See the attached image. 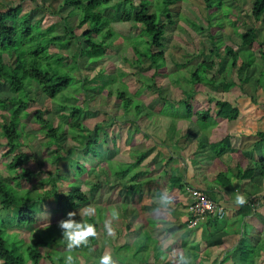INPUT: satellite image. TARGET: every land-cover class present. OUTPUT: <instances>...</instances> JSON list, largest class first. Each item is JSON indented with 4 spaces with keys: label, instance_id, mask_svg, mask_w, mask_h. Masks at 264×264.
Instances as JSON below:
<instances>
[{
    "label": "rangeland",
    "instance_id": "obj_1",
    "mask_svg": "<svg viewBox=\"0 0 264 264\" xmlns=\"http://www.w3.org/2000/svg\"><path fill=\"white\" fill-rule=\"evenodd\" d=\"M132 1L134 4L139 2V0ZM252 1L220 0L221 4L218 8L208 9L205 0H180L178 3L171 5L170 8L168 7L173 23L166 25L163 39L164 47L156 49L163 51L165 65V69L157 75L154 74L155 67L150 59L136 57L132 45L128 42L129 38L140 33V28L133 21L122 19L123 11L129 4L124 0H111L106 7H103L101 9L102 14L109 18L110 26L124 38L119 39L117 43L112 45L104 54V57H101L95 63H89L86 54L80 57L78 72H73L77 77L87 76L91 80V84H95L96 87L88 92L78 91L77 86L72 85L74 82L78 83L75 78L71 84L72 86L59 94L58 101L44 95L38 86L29 90L32 101L28 110L31 113L23 121L28 124L31 134L23 140L24 144L20 146V151L28 155L24 164L33 174L29 180L21 176H15L6 167L7 162L14 153L12 152L4 157L5 147L0 146V179L12 185H15L16 181L21 182L20 187H17L20 188L21 194L25 192L23 189L26 188L34 199L40 193L51 188L49 183L42 181L50 176L52 179L57 180L59 185L57 189L61 192L68 190L70 187L84 191L88 201L81 207L74 209L76 212L74 219L96 223L97 235L89 237V244L87 245L68 249L59 222L66 219L67 213L73 210H67L63 216L54 209L55 202L53 198L46 194L43 197L44 201L37 205V212L35 213L37 221L33 225L23 223L18 227L11 226L7 228V239L18 241L19 245H29L36 242L39 237H48V228H52L56 242L48 239L43 246H35L34 248L49 252L53 264L62 263L53 248L64 258L68 254L73 255L75 258L74 264H99V257L108 252L113 254L117 264H147V259H149L147 258L149 253L148 244L152 240L149 236H145L146 234L139 233L141 230L130 232L126 227L132 226V229L135 227L133 219L136 212L128 213L130 204L124 199L126 192L122 193L124 192L122 182H125L128 178H123L122 182L120 179L117 181L114 167L117 168L120 164L115 163L121 161L120 159L124 162L129 161L128 159L137 156V153L133 154V152L140 146L149 148L156 142L152 139L143 140V137L148 138L144 136L145 133L162 139L166 133L177 132V130L167 132L169 130L167 117L171 116L177 122L176 119L179 116L186 114V103L191 105L192 115H194V112L202 111L197 110V108L203 109L206 107H209L210 113L213 114L214 109H216L215 101L209 103L206 98L228 99L233 105L240 108L243 107L244 102L250 103V97L259 100L264 98L262 86L255 85L258 81L264 83V14L259 20L252 17ZM19 2L23 6V11L31 12L32 20H39L42 29H47L52 25V31L55 32L56 36L67 38L63 32L64 19H67V22L69 21V25L76 35L79 36L83 31L84 27H79L76 23L77 17L68 14L70 8L62 6V0H0V5L11 6ZM36 5H44L47 11H40ZM150 7L153 8L152 5ZM132 13H135V9H132ZM164 21L166 20L164 19ZM249 28L256 29L257 37L251 46L243 47L239 33ZM17 36L20 38L22 32L18 31ZM79 37L80 40L72 39L69 43L63 45H51L49 47L50 53L56 54L59 52L63 58H68L73 54L78 43L80 44L84 40L83 37ZM21 39L25 42L23 38ZM34 42H36L35 39L27 44ZM218 43L226 44L239 53L237 66L246 58H250L249 55L252 52L251 65L243 69L241 75L237 73L236 68L230 69L228 67V61L230 62L228 58H225L224 64L220 66L218 58L210 53V50H214L215 44ZM27 44L21 48L27 49ZM218 52L220 56L224 54L221 49ZM5 59L11 60L8 56H5ZM210 61H215V65L213 69L207 70V77L216 74V71L219 73L215 75L212 81L213 84H208L210 81L205 80L192 84L190 82L192 70L200 62ZM99 70L102 72L99 73ZM204 75V73H201L202 78H204ZM246 75L250 76L248 81H245ZM240 78H242L241 82ZM206 79L211 80V78ZM221 81L232 83V86L226 91L220 85ZM109 88L111 93L108 95ZM118 88L120 90L124 89L133 95L128 109L124 108V99L116 100L115 95ZM205 90L206 95L203 93ZM189 91L193 94L192 97L182 102L181 99H184L186 92ZM128 93L125 95L129 96ZM11 95L8 85L0 82V97ZM193 99L194 101H192ZM72 106L83 108L78 118L81 127L76 129V132L83 129L87 132L97 127V139L93 143V147L102 152L101 158H97L92 153H83L82 149L76 148L75 153H61L56 161H51L53 157L50 154L53 149L47 144L48 137L35 121L32 113L40 109L44 119L53 120L55 125L62 124L64 131L61 135V142H65L68 147L75 144L72 137L75 133L67 131V123L70 121L67 113ZM138 108L142 110L137 112ZM2 111L0 110V121L2 119L1 115L7 114L6 110ZM197 122L199 125L207 123L206 121ZM208 123H211L210 119ZM136 124L142 126L137 127ZM187 128H194V125L188 123ZM93 135L94 133L91 138H93ZM3 141L4 138L0 134V142ZM137 142H144V145L143 143L137 145ZM166 144L167 146H164L165 151L169 154L171 142H166ZM172 148L179 153V147ZM111 150L116 151L113 158ZM117 153L120 155V159ZM124 156L127 161H125ZM75 161L82 162L88 168L84 174L77 177H73L76 169ZM124 165L126 164L124 163ZM57 173L65 178L58 179V176H55ZM138 188L139 186L134 191H138ZM89 209H92L91 215H85ZM113 210L118 212L116 218L112 216ZM9 212L3 209L0 204V224L9 225L10 216H7L11 215ZM106 221L110 222L115 230L113 234L107 232ZM212 230H217L216 224ZM133 240L135 241L133 242ZM165 242V246L172 248L174 245L172 241ZM120 243L123 244L119 245ZM243 249L248 253L246 261H240L238 257H234L236 253L242 250V247H240L234 250L232 255L227 256L226 259H222L220 264H249L250 254L252 255L251 250H248L246 246ZM22 251L26 253L25 248ZM170 251L174 254L172 249ZM159 260L160 263L158 264L170 263H167V260L162 256ZM148 264H153V259L150 262L148 261ZM173 264H179V262L176 260ZM259 264H264V261Z\"/></svg>",
    "mask_w": 264,
    "mask_h": 264
},
{
    "label": "trees",
    "instance_id": "obj_2",
    "mask_svg": "<svg viewBox=\"0 0 264 264\" xmlns=\"http://www.w3.org/2000/svg\"><path fill=\"white\" fill-rule=\"evenodd\" d=\"M110 1L111 0H62V6L70 8L68 14L75 15L77 17V25L79 27H84L83 31L79 34L84 40L80 44L78 43L73 54L68 58H63L59 52L52 54L49 51L51 45H63L64 43H69L72 39L80 40V37L73 32L72 27L69 25V21L67 22V19H64L65 17L63 18V23L65 25L63 32L66 34L67 38H62L61 36H56L55 32L52 31V25L47 27V29H42L39 20H32L31 12L23 11V6L20 2L11 6L0 5V82L6 83L12 93L11 96L0 97V110H3L2 112L6 110L7 112L6 115H1L0 134L4 138V141L0 142V146L2 145L5 147L3 152L4 157H7L12 152L14 153L7 162L6 167L14 173L15 176H21L29 180L33 175L24 164L28 155L20 151V146L24 144L23 140L31 134L28 124L23 121L31 113L28 110L29 104L32 101L29 90L38 86L39 90L44 95L55 101H58L59 94L72 85H76L78 91L82 90L88 92L90 89L96 87L95 84H91L92 82L87 76L77 77V75L73 74L74 71L78 72L79 58L86 54L85 56L89 58L88 62L95 63V61L104 57V54L107 53L112 45L117 43L119 39L124 38L113 30L110 26L109 18L102 14L101 9L106 7ZM124 1H126L129 6L124 9L122 19L124 21L131 20L140 28V33L129 38L128 42L132 45L133 53L136 57H146L150 59L155 67L154 74L157 75L165 69V65L163 51L156 49H162L164 47L163 39L166 25L168 23H173L169 8L180 0H139L137 4H134L132 0ZM205 2L208 9L213 7L218 8L221 4L220 0H205ZM151 5L153 8L150 7ZM36 6L40 11H47L44 5ZM132 9H135V13H132ZM263 14L264 0H253L251 5L252 17L255 20H259ZM164 19L166 21H164ZM18 31L22 32L20 38L17 36ZM239 34L243 47L251 46L257 37L255 28L246 29ZM21 38H23L25 42ZM33 39H35L36 42L28 45L27 43ZM26 44L28 45L27 49H22L21 47H25ZM220 49L224 53L221 56L218 52ZM210 53H213L215 57L218 58V64L220 66L224 64V59L228 58L230 60V62L228 61V67L230 69L236 68L237 73L240 75L243 69L251 65L253 60V54L250 52V58H246L245 61H242L241 64L237 66L239 53L223 43L215 44L214 50H210ZM5 56H8L11 60H6ZM138 61L140 62L139 59ZM214 65L215 61L200 62L198 66L192 70L190 82L195 84L196 82L205 80L210 81L208 84H213L212 81L215 75L219 74L218 71L210 77H207L206 73L208 69H213ZM101 72L102 71L99 70V73ZM201 73L205 74L204 78L201 77ZM246 77L245 81H248L250 76L248 77L246 75ZM75 78L78 83H73ZM206 78H211V80ZM241 81L242 78H240V82ZM220 85L227 91L232 86V83H224L221 81ZM255 85L262 86L264 91L263 82L258 81ZM108 90L107 94L109 95L111 89L109 88ZM126 92L127 91L124 89L120 90L118 88L115 97L116 100L124 99V108L128 109L133 95L127 92L129 96H126ZM203 93L206 95V90ZM192 95L191 91L186 92L185 98L181 99V101H186L188 98H191ZM206 99L208 102L215 101L218 116L228 120L238 117L239 107L233 105L230 100ZM250 99L255 102L253 97H250ZM192 101H194V99ZM141 110L138 108L137 112ZM82 111L83 108L81 106H72L67 113L70 119L67 123V131L75 133L72 135L75 144L68 147L65 142H61V135L64 131L62 124L58 123L55 125L53 120L44 119L40 109L32 113L35 121L40 125L41 129L48 137L47 144L53 149L50 154L51 157H53L51 161H56L61 153H75L76 148L82 149L83 153H92L97 158L102 157V152L93 147V143L96 142L97 139V127L87 132H85L84 129L76 132V129H80L81 127L78 118ZM182 115L190 119L192 115V107L190 104L186 103V114ZM208 115L209 109L196 112L198 121L207 120ZM136 126L141 127L142 125L136 124ZM93 133V138H91ZM258 134L260 136L264 135L262 132H258ZM144 136L149 137V134L145 133ZM15 150L16 152H14ZM135 152L137 156L128 159L129 161H127V158L124 156L127 162L122 161L120 155H118V158L123 164L119 161L115 164L120 165H118L117 168L114 167L117 181L119 179L121 181L125 177L128 178L125 182L121 181L122 187L125 188L126 191H134L137 188L138 181H135V179L144 172L141 168L136 170L135 167L142 163L148 152H143L140 149H136L133 154ZM124 163L126 165H124ZM75 164L76 169L73 177L84 174L88 169L85 164L80 161H75ZM55 176H58V179L65 178L64 176H59L58 173ZM42 181L49 183L51 188L47 189L46 192L40 193L39 196L34 199L26 188L23 189L25 192L21 194L20 188H17L20 187L21 182L16 181L15 185H12L0 179V204L3 209L10 211L9 213L11 214L7 215L10 216L8 226L0 224V264H53L49 252L47 253L45 250L42 251L34 248L35 246H43L48 239L56 242L52 228H48V237H39L36 239V242L29 245H19V242L15 240L9 241L6 237V229L11 226L18 227L23 223L33 225L37 221L35 216L37 205L44 201L43 197L46 196V194H49L53 198L55 202L54 209L59 211L63 216L66 214L67 210L77 209L88 201L86 193L80 189L70 187L63 192L59 191L57 189L59 186L57 180L52 179L51 176ZM220 220L222 219L210 218L209 222L218 225ZM94 224L96 225V223ZM145 236L148 235L146 234ZM121 244L123 243L119 245ZM23 248H25L26 253L22 251ZM53 250L58 254L59 261H62L61 264H64L63 262L66 263L65 258L59 255L54 248ZM251 256L252 255H250L249 264H251L252 261ZM243 261H246V258L243 259Z\"/></svg>",
    "mask_w": 264,
    "mask_h": 264
},
{
    "label": "crops",
    "instance_id": "obj_3",
    "mask_svg": "<svg viewBox=\"0 0 264 264\" xmlns=\"http://www.w3.org/2000/svg\"><path fill=\"white\" fill-rule=\"evenodd\" d=\"M249 100L253 105L244 102L235 119L218 116L216 106L213 114L209 107L197 108L209 109L207 123L199 125L196 113L190 119L181 115L177 122L168 116L167 132H177L166 133L162 139L152 134L143 137L156 142L149 148H138L148 152L135 167L144 170L135 179L140 189L123 188L122 193L126 192L124 199L130 204L128 213L136 212L135 227L126 226L127 229L141 230L139 233L152 240L148 244L147 264L152 259L153 264L160 263L161 256L173 264L179 262L181 254L191 258L190 264H220L240 247L242 250L234 257L242 261L248 256L245 246L251 250V264L264 261V135L258 134L264 133V98ZM188 123L194 128H187ZM166 142H171L169 154L165 151ZM172 147H179V153ZM189 187L205 189L225 207L226 216L216 231L212 230L215 223L209 222L210 217L189 226ZM238 194L246 197L244 204L236 202ZM164 195L170 201L167 206L163 205ZM165 241H172L173 247L165 246Z\"/></svg>",
    "mask_w": 264,
    "mask_h": 264
},
{
    "label": "clouds",
    "instance_id": "obj_4",
    "mask_svg": "<svg viewBox=\"0 0 264 264\" xmlns=\"http://www.w3.org/2000/svg\"><path fill=\"white\" fill-rule=\"evenodd\" d=\"M164 201V206H167L170 201L167 195L162 197ZM236 202L238 204H244L246 202V197L244 195L238 194L236 196ZM92 209H89L85 215H91ZM76 212L69 211L67 213V218L62 219L60 223V227L63 230V236L66 239V246L68 249H73L82 245L89 244V237H95L97 235V229L94 223L88 222L85 220H76L74 219ZM113 218L118 216V212L113 210L112 213ZM105 227L109 234L114 233V229L112 228L110 222H105ZM74 256L68 254L65 258L66 264H74ZM191 258L187 255L181 254L179 256V264H190ZM99 264H117L116 259H114L113 254L111 252L105 253L99 257Z\"/></svg>",
    "mask_w": 264,
    "mask_h": 264
},
{
    "label": "built area",
    "instance_id": "obj_5",
    "mask_svg": "<svg viewBox=\"0 0 264 264\" xmlns=\"http://www.w3.org/2000/svg\"><path fill=\"white\" fill-rule=\"evenodd\" d=\"M188 192L192 199L189 207L190 227L195 226L207 217L224 219L226 216L225 207L212 199L205 189L200 187H189Z\"/></svg>",
    "mask_w": 264,
    "mask_h": 264
}]
</instances>
